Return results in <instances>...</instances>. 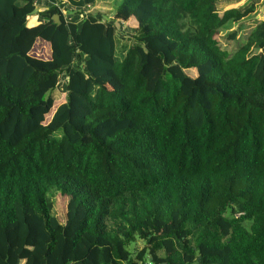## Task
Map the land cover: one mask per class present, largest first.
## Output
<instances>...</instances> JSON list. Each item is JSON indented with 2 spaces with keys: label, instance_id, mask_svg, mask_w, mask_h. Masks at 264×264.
<instances>
[{
  "label": "trees",
  "instance_id": "16d2710c",
  "mask_svg": "<svg viewBox=\"0 0 264 264\" xmlns=\"http://www.w3.org/2000/svg\"><path fill=\"white\" fill-rule=\"evenodd\" d=\"M221 1L0 0V264H264V18L216 39L264 0Z\"/></svg>",
  "mask_w": 264,
  "mask_h": 264
},
{
  "label": "rangeland",
  "instance_id": "374dc122",
  "mask_svg": "<svg viewBox=\"0 0 264 264\" xmlns=\"http://www.w3.org/2000/svg\"><path fill=\"white\" fill-rule=\"evenodd\" d=\"M36 12L41 10V5L39 1L36 0ZM246 0H222L218 4V9L220 12L222 10L232 7H237L241 4H243ZM121 3V0H97L96 9H98V12L108 16V13L111 12V8L113 5ZM113 4V5H112ZM93 10V9H92ZM32 15V17L28 20L27 24H32L38 21L37 13ZM264 11L261 6V4L258 2L256 11L252 13L251 15L245 17L244 19L240 20L238 23L231 24L226 26L224 29H221L220 33L216 36V39L219 41V45L226 49L227 51L232 50L236 48L240 42H243L248 32L251 30V28L256 24L257 21L262 20L264 18ZM129 27H135L132 26L130 22L127 23ZM236 31L237 35L235 39H227V35L230 31ZM125 35V34H124ZM44 45V44H43ZM187 73L191 76H194L195 73L193 71L187 70ZM66 202L67 198L62 195H57L55 198V213L57 215V218L60 222H64L65 220V208H66ZM143 246V242L141 240H137L134 243L129 245V250L132 249H140ZM160 255H162V252H159Z\"/></svg>",
  "mask_w": 264,
  "mask_h": 264
},
{
  "label": "water",
  "instance_id": "95a60500",
  "mask_svg": "<svg viewBox=\"0 0 264 264\" xmlns=\"http://www.w3.org/2000/svg\"><path fill=\"white\" fill-rule=\"evenodd\" d=\"M53 20L55 23L59 24L60 20H59V16L56 14L53 16ZM150 259V258H149ZM160 264H165V263H160Z\"/></svg>",
  "mask_w": 264,
  "mask_h": 264
},
{
  "label": "crops",
  "instance_id": "0c3cea01",
  "mask_svg": "<svg viewBox=\"0 0 264 264\" xmlns=\"http://www.w3.org/2000/svg\"><path fill=\"white\" fill-rule=\"evenodd\" d=\"M32 17V15L31 16H29V19ZM28 19V20H29ZM27 22H29V21H27ZM38 23V21L37 22H35V23H32V24H27L28 26H34V25H36Z\"/></svg>",
  "mask_w": 264,
  "mask_h": 264
},
{
  "label": "built area",
  "instance_id": "2783aa9c",
  "mask_svg": "<svg viewBox=\"0 0 264 264\" xmlns=\"http://www.w3.org/2000/svg\"><path fill=\"white\" fill-rule=\"evenodd\" d=\"M36 2H37V1H36V0H34V4H35V5H36Z\"/></svg>",
  "mask_w": 264,
  "mask_h": 264
}]
</instances>
